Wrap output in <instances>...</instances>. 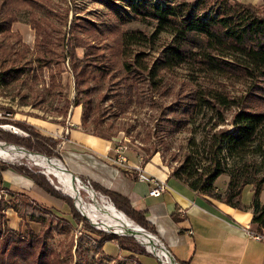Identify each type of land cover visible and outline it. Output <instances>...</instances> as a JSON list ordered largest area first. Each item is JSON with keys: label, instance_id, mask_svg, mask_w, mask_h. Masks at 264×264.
<instances>
[{"label": "trees", "instance_id": "16d2710c", "mask_svg": "<svg viewBox=\"0 0 264 264\" xmlns=\"http://www.w3.org/2000/svg\"><path fill=\"white\" fill-rule=\"evenodd\" d=\"M93 2L107 9L106 15L111 20L109 25L80 15H74L69 21L70 7L56 8L54 0H0V35L12 33V25L18 21L16 12L23 7L29 10V25L35 33L33 49L22 42L20 36L17 39L20 47L13 52H10V48L15 42L5 45L4 39L0 40V57L4 55L0 65H5L0 69V87L18 79L33 80L39 77L50 94L60 92L61 75L68 63L76 94L72 100L65 99L58 110L59 114L65 117L71 105H81V129L113 140L112 136L96 131L105 124L114 125L115 119L129 108L133 96L139 105L145 104L147 97L165 96L171 87L168 80L183 65H188L203 76L243 84L245 89L238 96H230L215 84H210L199 89H186L184 94L170 102L166 109L174 117H167L166 123L171 127H177L183 121L180 115H200L212 110L217 117L199 141L195 138L189 140L183 161L172 169L171 175L198 193L235 208L243 207L240 203L242 188L252 185L251 223L256 232L264 233V203L259 199L264 184V0L259 3L241 0ZM132 19L155 21V31L147 35L141 30L125 32L119 27ZM161 32L169 33L170 39L162 44L157 56L151 57L148 52L137 49L154 43ZM78 49H83L81 55ZM45 68L49 71L48 84L42 73ZM102 82L103 85H100ZM231 108H235L229 120L231 128L216 129L224 124V112ZM17 124L28 132L26 138H16L9 133H4L0 138L44 154H52L57 149V139L42 135L27 121ZM114 127L117 131L125 130L123 126ZM140 149L146 154L144 161L159 152L156 149L150 152L142 145ZM257 155L261 157L259 162L252 160ZM249 156L251 160H248ZM7 169L27 176L49 194L63 199L70 208L74 222L80 224L81 229L99 237L95 239L99 253L93 264H110L111 259H119L102 256L104 244L114 240L120 249L132 253L127 257L133 261L137 262L135 254H148L133 238L102 232L91 226L89 220L75 209L73 201L57 191L47 176L35 168L2 164L0 185L6 189L5 196H19L25 198L24 201L31 199L25 193L13 191L3 184L1 172ZM222 174L228 176L225 190L216 184ZM91 185L94 190L108 194L117 209L147 227L127 199ZM32 202L37 205L34 200ZM1 203L0 264H68L61 250L49 242L54 220L64 219L71 223L68 219L56 214L53 206L38 203V210L43 215L48 214V218L30 216V220L41 222V228L36 231L26 225L14 230L7 225L5 213L7 208L13 206H3ZM72 246L70 243L63 251L70 257ZM75 264L92 263L84 252H80Z\"/></svg>", "mask_w": 264, "mask_h": 264}, {"label": "crops", "instance_id": "0c3cea01", "mask_svg": "<svg viewBox=\"0 0 264 264\" xmlns=\"http://www.w3.org/2000/svg\"><path fill=\"white\" fill-rule=\"evenodd\" d=\"M81 118L82 106L71 105L69 115L63 121L41 117H26L23 120L33 125L42 135L59 141L56 151L59 152L64 167L72 174L89 181L101 191L127 199L130 207L147 223L146 229L160 238L164 247L179 263L264 264V241L256 240L249 233L255 231L251 223L252 185L242 188L240 203L243 207L235 208L200 194L185 182L173 178L172 167L165 162L160 152L152 154L144 161L146 154L139 147L126 142L118 144L116 139L109 140L81 129ZM119 146L122 148L119 149ZM136 166L163 181L166 189L158 196L150 195L153 185L149 181L138 179ZM1 176L3 184L11 190L21 191L46 207L53 206L52 210L56 214L64 216L70 222L74 221L70 208L63 199L49 194L27 176L12 169L2 171ZM47 178L50 180V175ZM225 188L224 184L220 189ZM245 191H248L246 197ZM107 196L109 197L108 194ZM259 199L264 203V184ZM26 211V216H20L13 208H7V225L14 230L29 225L38 231L41 222L30 220V212ZM36 215L39 217L42 214ZM96 239L99 237L96 236ZM113 246L118 249H107ZM103 249L102 256L106 259L132 254L128 250L120 249L115 240L106 242ZM135 257V264H160L157 256L150 253L135 254Z\"/></svg>", "mask_w": 264, "mask_h": 264}, {"label": "rangeland", "instance_id": "374dc122", "mask_svg": "<svg viewBox=\"0 0 264 264\" xmlns=\"http://www.w3.org/2000/svg\"><path fill=\"white\" fill-rule=\"evenodd\" d=\"M54 3L56 8L65 5H68L70 7L71 10L68 16L69 21L74 15H80L82 17L87 18L88 20L97 21L99 24L107 23L109 25V23L111 22L109 15H106L107 9L103 5L97 2H93V0H54ZM16 15L18 21L13 23L11 28L12 33L0 35V40L4 39L5 45H9L11 44V42H15L13 48H10V52H13L15 48L20 47V43L17 42L18 36H20L22 42L26 43V45L28 44V46L33 49L35 33L29 25V10L26 7H23L20 11L16 12ZM155 24V21L151 19H132L127 23L120 24L119 27L122 28L125 32L135 31L137 29L143 31L147 35H151L155 31ZM169 39V33L161 32L159 33L158 39L154 43L137 47V49L148 52L151 57H154L158 55L162 44L169 41ZM82 52L83 49H78L79 55H81ZM29 56L30 55L28 54L27 58H29ZM3 57L4 55L1 54L0 60H2ZM2 63L7 65L10 64L8 61H3ZM3 67L0 65V69H2ZM65 69L66 70L61 75V91L56 92L54 94H50L47 91V88L44 87L43 81L39 77H37V79L35 77L33 80L18 79L16 81L11 82L7 86L0 87V124L5 125L3 128H0V136L4 133H9L15 135L16 138H26L28 136V132L22 126L17 124V122L19 121H25L23 120V118L26 117H41L52 121H63L64 118L68 117L71 106L65 117L59 114L58 112L65 99L67 98L69 100H72V98H74L76 94L74 78L68 67V63L65 64ZM48 72L49 71L47 68H45L42 72L43 76L45 77L46 84H48ZM168 81L170 82L169 86L171 87L165 93V96H152L151 99L147 97L146 103L143 105H139L137 102H135V96H133V99L129 103V108L125 110V113L121 114L117 119H115L114 125L105 124V126L99 128L96 132L104 134L106 136H112L113 139H116V142L118 144H120V142H126L127 144H133L134 146H137L139 148L142 145L143 147L148 148L150 152L156 149L161 153L165 162L173 169L174 167L180 165L183 161V157L187 152V149L189 148V140L191 138H195L196 141H199L204 132L213 125L217 117L213 115L214 112L212 110H207L206 113H202L200 115H180L181 120L183 121L177 127H171L170 125H168V123H166L167 117H174V115L170 114V112L166 109L170 102L175 97L177 98L179 95L184 94L186 92V89H199L203 85L207 86L210 84H215V86L220 89H223L224 92L229 94L230 96H238L242 94L245 89V86L240 83H231L223 78L218 79L210 78L206 75L203 76L199 73L194 72V70H192V68L188 65H183L177 68L171 76L170 80ZM103 83L104 82H102L100 85H103ZM94 99L96 100V97ZM234 110L235 108H231L224 112L226 120L224 124L219 125L216 129L231 128L229 120H231V116ZM7 125L10 126L7 127ZM114 126H123L125 130L117 131V128ZM1 141H3L4 145L16 144L14 142H8L0 138V142ZM16 145L25 149L27 148L24 145ZM30 151L39 153V155L43 154L46 157L56 158L60 162H63L61 161V156L59 155V152H57L56 150L53 151L52 154H44V152H40L34 149H30ZM262 154L264 155V151L262 152ZM251 159L252 157L249 156L248 160ZM252 160H256L257 162H259L261 160V157L259 155L253 156ZM2 164H15L17 165V167L27 165L32 168H35V170L41 173H45L46 170L45 167L31 155L25 156L19 160L17 159L15 161H6L0 158V166ZM50 178L52 180L51 184H53L54 187L56 186L55 189L61 194L71 199L73 201L74 206L76 207L75 204L77 203L75 202V198L67 195V190H65L61 186L57 177L50 175ZM80 180L82 181L81 178ZM227 181V174H222L218 177L216 184L219 188H221L224 184H227ZM79 191L80 198L82 199V201L87 204H90L89 207L91 212L88 210H82L84 214L87 216V214H91L94 212L93 215H95L96 218L99 219L98 221L100 222L101 227H103V224L105 226L109 225L110 223L107 216L95 210V205H93V203L99 205L103 199L100 197H95L96 200H93L91 198V192L88 193L86 190L82 189H80ZM247 195L248 191H245V197ZM251 196L253 197V192ZM11 197L12 198L7 196L5 198H2L1 204L3 206L12 205L13 209L17 210L20 216H26V210H28V212H30L28 216H35V218L39 219L48 218V214H44V217L42 213V215H40L39 217L36 215L40 213L37 208V206L40 205L38 203L37 205L34 204L31 199L27 198V201H24L25 198L19 196L15 197L14 195H12ZM112 205L114 206V204ZM26 206L29 208L26 209ZM77 208H80L78 204L75 209ZM82 211L79 210L80 213ZM73 222L71 221V223H69L64 219H55L52 224L53 235L49 238V242L53 247L61 250L68 264H75V262L79 259L80 252H84L89 262L93 264L99 252V248L97 247L95 241L97 235H94L86 230L81 229L79 225H76ZM138 225L140 224L138 223ZM140 226L144 227L143 225ZM106 228L104 229L109 231H120L119 227L116 224H110V226H107ZM101 230L103 232V229ZM117 235L124 236L127 238H133L134 242L137 245H139L143 249L145 248V246L143 244H140L137 241L136 237L131 233L124 232ZM70 243L73 244L71 250V257L63 252L65 249L68 248ZM111 244L113 245V243ZM107 249L117 250L118 248H114L113 246L108 247ZM145 250L147 249L145 248ZM110 264L135 263L131 258L127 257L126 255L122 256L119 259H116L115 261H110Z\"/></svg>", "mask_w": 264, "mask_h": 264}, {"label": "bare ground", "instance_id": "6f19581e", "mask_svg": "<svg viewBox=\"0 0 264 264\" xmlns=\"http://www.w3.org/2000/svg\"><path fill=\"white\" fill-rule=\"evenodd\" d=\"M29 155H31L33 158L38 160L45 167V169H46L45 171L49 175H53V176L57 177L61 186L65 190H67V192L69 193V194L67 193V195L75 198V202L80 207L77 209H79L80 211L88 210L91 212L90 207H89L90 204H87L84 201H82V199L80 198V193H79L80 191L79 190L82 189V190H86L88 193L91 192V194L93 196L94 195L93 189L86 187L84 184H82V182L79 179L72 178L70 173H68L67 171H65L63 169V164L58 159L52 158V157L48 158V157H45L43 155L31 153V152H28L26 150L19 149L15 145H2L0 143V158L4 159L6 161H15L17 159L19 160V159H22L23 157L29 156ZM77 204H76V206H77ZM93 205H95L94 206L95 210H97V211L103 213L105 216H107L110 224H116L119 227L120 231H124L126 233L133 234L137 240H139L141 243H143L149 249L155 248V246H154L155 240H153L152 237H149L148 235L143 234L141 227L138 224H136L134 221L129 219L121 210L116 209V207H114L111 202H106V201L102 200V202L99 205H97L95 203H93ZM93 214H94V212L91 214H87V216L91 217V219H93V220H99ZM110 224L107 226H110ZM107 226H105L103 224L104 228H106ZM106 229H108V228H106ZM120 231H117V232L124 233V232H120ZM111 232H114V231H111Z\"/></svg>", "mask_w": 264, "mask_h": 264}, {"label": "built area", "instance_id": "2783aa9c", "mask_svg": "<svg viewBox=\"0 0 264 264\" xmlns=\"http://www.w3.org/2000/svg\"><path fill=\"white\" fill-rule=\"evenodd\" d=\"M5 125L0 124V128H3ZM10 126V125H7ZM14 128V127H13ZM2 142V143H1ZM0 143L2 145L3 141H1ZM6 144V143H5ZM9 145V144H6ZM122 146H119V149H121ZM23 150V148H22ZM122 160H124V157H121ZM138 171V179L139 180H143V181H149L152 183L153 187L150 189L149 194L150 195H154V196H158L160 195L165 189H166V184L163 181L158 180L157 178L145 173L142 169V167L140 166H136L135 168ZM49 175V174H47ZM77 179L80 180V178L77 177ZM51 180V179H50ZM81 181V180H80ZM82 184H84L86 187H90L91 189H93L94 191V195L91 197L93 200H96L95 197H100L102 198L104 201L106 202H111L110 198L105 195L102 194L99 191L94 190V188L92 187L91 183L89 181L83 182L81 181ZM6 195V189H4L1 185H0V201L2 200V198ZM113 204V203H112ZM76 205V204H75ZM77 207V206H76ZM79 211V210H78ZM81 215H83L85 218L87 217V219H89L91 226H93L96 229H103V231L109 232V233H113L109 230H105L103 227H101L100 222L98 220H93L91 218H89L88 216H86L83 212L80 213ZM140 226V225H139ZM141 227V226H140ZM143 234L148 235L149 237H152L153 240H155V248L149 249L148 247H146L143 243H141L139 240H137L140 244H143L145 246V248L147 249L146 251L150 254H153L155 256H157L158 261H160L161 264H181L179 263L172 255L171 253L168 251V249L166 247H164L163 242L160 240V238L153 232L147 230L144 227H141ZM117 233V232H116ZM251 234V236L253 238H255L256 240H261L264 241V233H259L256 231H250L249 232ZM114 234V233H113ZM117 234H121V233H117ZM116 234V235H117Z\"/></svg>", "mask_w": 264, "mask_h": 264}, {"label": "water", "instance_id": "95a60500", "mask_svg": "<svg viewBox=\"0 0 264 264\" xmlns=\"http://www.w3.org/2000/svg\"><path fill=\"white\" fill-rule=\"evenodd\" d=\"M16 147H18L19 149H22L23 147H19V146H17V145H15ZM23 150H26V151H28V152H31V153H35V152H32V151H30V150H27V149H25V148H23ZM36 154H39V153H36ZM40 155H43V154H40ZM43 156H45V155H43ZM46 157V156H45ZM49 158V157H48ZM62 163V162H61ZM63 164V163H62ZM63 169L65 170V171H67L68 173H70V175L72 176V178H77V176H75L74 174H72L69 170H67L65 167H64V164H63ZM45 174L47 175L48 173L45 171ZM79 178V177H78ZM114 234H117L116 232H113Z\"/></svg>", "mask_w": 264, "mask_h": 264}]
</instances>
